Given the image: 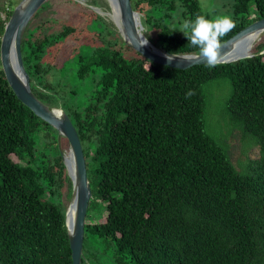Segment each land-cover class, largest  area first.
I'll return each instance as SVG.
<instances>
[{"label":"trees","instance_id":"obj_1","mask_svg":"<svg viewBox=\"0 0 264 264\" xmlns=\"http://www.w3.org/2000/svg\"><path fill=\"white\" fill-rule=\"evenodd\" d=\"M131 1L155 44L198 54L177 30L205 15L199 0ZM19 2L0 3V47ZM50 7L80 11L76 21L40 18ZM233 9L221 44L264 18V0H235ZM263 52L264 34L251 58L179 70L145 59L90 7L49 0L37 11L22 41L31 88L69 115L93 191L82 264L91 237L114 246L116 264H264ZM65 61L94 86L85 98L60 78ZM222 79L231 83L225 117L260 148L242 171L207 119L205 86ZM62 154L58 132L17 98L0 61V264H73L65 218L73 184ZM98 204L100 216L89 215Z\"/></svg>","mask_w":264,"mask_h":264},{"label":"water","instance_id":"obj_2","mask_svg":"<svg viewBox=\"0 0 264 264\" xmlns=\"http://www.w3.org/2000/svg\"><path fill=\"white\" fill-rule=\"evenodd\" d=\"M49 0H21L14 8L8 20L1 39L0 61L8 84L17 98L27 106L37 117L48 123L59 137L69 143V154L73 161V173L68 167L66 157L63 159L68 175L73 184L72 197L66 211V228L72 252L73 264H82L84 259V240L86 218L90 201L93 197L91 183L88 177L87 162L79 134L69 115L61 107L54 108L42 102L32 91L31 78L26 71L22 41L26 30L37 11ZM120 13L118 32L127 46L141 54L145 59L162 66L179 70H187L195 66L205 65L198 54H172L155 44H143L148 41L145 27L140 13L133 8L131 0H114ZM264 34V18L247 26L232 38L224 42L221 47V63L229 64L242 59L251 58L252 53L236 61L230 60L236 45L244 38L252 35ZM150 40V39H149ZM264 53V52H263ZM171 56L169 60L167 57ZM219 65V64H218ZM73 209V219L68 221V210Z\"/></svg>","mask_w":264,"mask_h":264},{"label":"rangeland","instance_id":"obj_3","mask_svg":"<svg viewBox=\"0 0 264 264\" xmlns=\"http://www.w3.org/2000/svg\"><path fill=\"white\" fill-rule=\"evenodd\" d=\"M11 0H0L1 4L8 7ZM14 2H19L21 0H12ZM80 4L81 6L90 7L96 14H98L106 23L111 25L116 31L118 28L116 25L107 17L104 16V13H109L111 7L107 0H98V5L95 6L93 0H73ZM201 3V8L203 13L207 17H216L221 15H228L233 21L236 20L234 15V4L235 0H199ZM80 9L71 7V8H53L50 7L47 10H44L40 18L49 19V18H67L74 19L77 18L74 15L78 14ZM142 18V16H141ZM85 21V20H84ZM84 22L81 23L83 25ZM146 32V28L144 33ZM94 36V35H92ZM149 38V35H148ZM73 44L72 41L68 43L70 46ZM69 60V59H68ZM60 78H64L63 83H65L69 90L76 91L80 98H85L91 94L95 88L92 84L86 82L82 84L78 82L75 76V66L73 62L68 63L64 62V65L59 68ZM70 78V81L67 82V79ZM53 76H50V80H53ZM205 93L210 99V108L207 111V119L211 124V131L218 138H223L226 142L229 150V154L234 166L237 170L242 171L247 169L252 162L256 161L260 157V148L258 145L254 144L249 138L244 136L243 132L236 126L232 125L231 122L225 117L223 109L225 107V101L229 98L231 94V83L226 80H217L211 82L205 86ZM208 123V122H207ZM63 137L60 138L61 148L65 157L69 155V147L67 148L64 144ZM222 143V142H221ZM223 144V143H222ZM16 160V158H14ZM71 200V199H70ZM69 202L65 203V210L67 211ZM103 208L102 204H98V211L90 212L89 215H94L93 217L100 216V209ZM90 247L91 255L86 258L88 264H116L115 257V248L112 244L108 243L105 239L91 237L90 238ZM88 255V254H87ZM126 264H130L126 261Z\"/></svg>","mask_w":264,"mask_h":264},{"label":"clouds","instance_id":"obj_4","mask_svg":"<svg viewBox=\"0 0 264 264\" xmlns=\"http://www.w3.org/2000/svg\"><path fill=\"white\" fill-rule=\"evenodd\" d=\"M234 27L235 22L228 15L211 18L196 15L194 18L185 19L177 31L182 32L188 43L198 50L205 66L214 68L221 63V39ZM143 44H147V40ZM167 58L170 60L172 57Z\"/></svg>","mask_w":264,"mask_h":264},{"label":"bare ground","instance_id":"obj_5","mask_svg":"<svg viewBox=\"0 0 264 264\" xmlns=\"http://www.w3.org/2000/svg\"><path fill=\"white\" fill-rule=\"evenodd\" d=\"M107 1L111 7V11L109 13H104L103 15L107 16L115 25L119 26L120 25V13L117 8V5L114 0H107ZM261 37H262L261 34L252 35V36H248L244 38L243 40H241L238 43V45H236V48L234 52L232 53L230 60L236 61L243 56L251 55L255 44L261 40ZM147 44L150 47L153 46V43L149 39L147 41ZM66 161L68 163V167L70 171L73 173V161H72V157L70 156V154L66 156ZM73 216H74L73 209H69L68 215H67L69 222L73 219Z\"/></svg>","mask_w":264,"mask_h":264}]
</instances>
